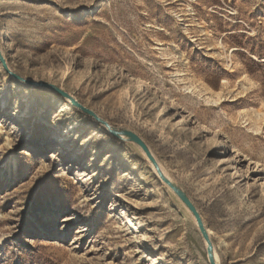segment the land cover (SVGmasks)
<instances>
[{
	"label": "rangeland",
	"instance_id": "obj_1",
	"mask_svg": "<svg viewBox=\"0 0 264 264\" xmlns=\"http://www.w3.org/2000/svg\"><path fill=\"white\" fill-rule=\"evenodd\" d=\"M0 51L135 133L217 264H264V0H0ZM19 82L0 65V264H208L136 145Z\"/></svg>",
	"mask_w": 264,
	"mask_h": 264
},
{
	"label": "water",
	"instance_id": "obj_2",
	"mask_svg": "<svg viewBox=\"0 0 264 264\" xmlns=\"http://www.w3.org/2000/svg\"><path fill=\"white\" fill-rule=\"evenodd\" d=\"M0 65H1L2 70L10 78L16 80L17 82H19V81L24 82L27 86H30L33 88L44 89V90L50 91V92H52V93H54V94H56V95H58L64 99H69L72 102L75 109H77L81 113L85 114L86 116L92 118L93 121H95L96 123L101 125L106 130V132L108 133L109 136H111L114 139L121 140V141L124 139V141L130 142V143H133L134 145H136L140 149V151L143 153L145 159L150 164L151 169H152L154 175L156 176V178L161 183H163L173 193V195L180 201V203L187 209V211L193 217L195 224L197 226V229H198V231H199V233H200V235H201V237L205 243V246H206L205 250H206V258H207L208 264H217L215 262V258H214V254H213L212 243L209 239L208 232H207L206 228L204 227L203 221H202L197 209L195 208L193 203L189 200L187 195L179 187H177V185H175V183L173 181L168 179L163 174L159 164L155 160L154 156L151 154L148 147L135 133H133L132 131H129V130H119V129L113 128L106 121H104L99 116H97L93 111L85 108L83 105L76 102L68 93H66L65 91L61 90L59 87H57L53 84H50L47 82H41V81L37 82V81L27 80V79H23V78L19 77L18 75H16L15 73H13L10 70V68L8 67V64L5 60V58L3 57L1 51H0Z\"/></svg>",
	"mask_w": 264,
	"mask_h": 264
},
{
	"label": "bare ground",
	"instance_id": "obj_3",
	"mask_svg": "<svg viewBox=\"0 0 264 264\" xmlns=\"http://www.w3.org/2000/svg\"><path fill=\"white\" fill-rule=\"evenodd\" d=\"M20 85H25L23 82H19ZM59 87H61L62 89L64 88V84H59ZM70 96L76 101L78 102V99L73 95V93H70ZM58 99L60 101H62L65 104V109H70V108H75L72 104V102L69 99H64L62 97H58Z\"/></svg>",
	"mask_w": 264,
	"mask_h": 264
}]
</instances>
